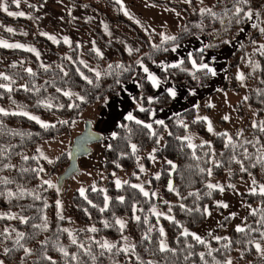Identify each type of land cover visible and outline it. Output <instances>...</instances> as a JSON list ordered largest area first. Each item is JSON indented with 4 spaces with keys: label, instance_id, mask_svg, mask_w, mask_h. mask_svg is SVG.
<instances>
[{
    "label": "trees",
    "instance_id": "16d2710c",
    "mask_svg": "<svg viewBox=\"0 0 264 264\" xmlns=\"http://www.w3.org/2000/svg\"><path fill=\"white\" fill-rule=\"evenodd\" d=\"M69 1L87 7L109 24L135 38L139 48L135 51V56H132L122 45L110 39L98 25L76 20L74 25L92 31L95 41L103 43L113 52V57L105 62L96 51L85 50L83 52L87 62L82 63L79 59V51L82 50L76 45L67 48L62 42L54 44L47 37L37 34L26 18L9 16L0 10L1 37L39 45L52 57V62L43 65L27 49L0 46V58L17 60L12 64H0V73L9 77L5 80L0 76V84L11 89L0 88V109L7 113L5 115L0 112V209H15L27 218L25 223L14 222L11 227L24 234L20 241L24 247L33 245L34 248L25 253L24 248L16 244L17 236L10 233L5 240L6 234L2 233L0 241L3 239L6 248L10 249L5 253V261L9 264H52L53 261L55 264H148L149 261L151 264H227V257L238 252V258L249 261L247 264H259L262 258L258 255L255 243H264V238L260 235L264 232V195L259 191L255 194L248 191L241 193L243 204L251 207L245 213L243 232L230 228L219 240L205 233L201 237L204 244L194 240L191 235L185 236L182 233L185 229L201 227L207 221L208 210L216 211L222 216L218 222L219 230L225 229L232 219L229 214H225L222 206L213 203L221 190L207 187L209 169L213 177L223 179L228 174L230 184L244 182L250 176L264 182V131L260 130L264 126V54L258 50L264 44V33L249 26L250 20L235 23L232 16L234 0H216L209 7L218 14L216 18L208 14L199 15L197 9L194 12L186 10L187 15L175 36L176 40L163 44L161 37L147 35L126 18L115 0ZM151 1L178 8L185 7L162 0ZM102 3L104 7L101 8ZM242 7L245 10L250 8L254 13L258 11L261 16L264 0H248V4ZM226 9L228 15H224ZM195 15H198L197 19ZM254 19L259 22L256 17ZM16 27L26 28V33L16 32ZM9 28L13 31L9 32ZM242 28H245V36L240 38ZM192 36H204L207 39L209 47L204 46V51L218 50L228 44L224 41L237 42L227 57L226 77L220 90L239 92L234 70L240 71L244 76L246 103L254 109L256 119L253 122L250 120L243 101L236 103V114L245 119V123L241 132L233 135L231 141L224 134L212 136L206 122L197 119V109L209 110L202 103L164 118L163 125L150 119L153 108L167 107L172 100L166 91L154 96V87L145 78L143 67L153 68L165 81L184 84L188 88L203 89L209 82L210 73L206 74V70L194 69L192 66V60L198 63L201 59L204 51L200 52V49L192 52L191 59L189 55H185L179 68L162 69L158 66L161 58L170 56L176 45ZM103 63H106L105 67ZM95 65L103 67L99 78L93 71ZM131 81L138 85L133 93L132 115L135 119L121 117L113 127L115 136H111L103 150V169L108 175L115 171L132 169L147 148L155 147V154L162 160V164L159 175L151 178V182L165 197L164 204L168 205L169 202L167 216L153 215L150 212L153 197L150 194L144 196L131 182L127 181L116 187L109 180L104 190L96 188L93 191V188L88 187L83 196L75 191L68 208L72 221L88 224L97 231L86 230L87 237L75 239V244L68 241L66 234L58 227L54 229L52 226L45 232L43 220L46 201L53 193L45 183L39 182L38 168L41 162L49 174H54L58 172L60 161L65 159L68 164L69 158L62 153L48 165L34 155H25L26 152L35 149L43 140L70 132L71 122L78 119L80 113L91 105H95L98 114L109 99L121 93L122 84ZM49 104L52 107H48ZM141 107L146 111H140ZM23 112L38 117L39 121L48 126L43 127L29 116L21 115ZM136 120L143 121V124L136 123ZM254 123L256 127H253ZM144 124H151L152 128L148 129ZM188 131L202 136L207 143L189 147L188 140L183 139ZM161 136L163 143L159 147L158 139ZM133 144L136 145L135 152L132 149ZM169 161L172 163L169 164ZM242 166L245 171L241 170ZM131 178L134 179L133 176ZM5 179L8 183L3 182ZM169 182L174 190H169ZM226 187L234 188L231 185ZM222 189L225 187L222 186ZM9 191L15 195L9 197ZM105 197L108 198L107 208ZM102 208L104 211H101ZM205 208L207 212L204 211ZM134 213L140 217L139 220L135 219L136 216L132 217ZM121 216L127 217L123 229L116 224L117 218ZM105 222L108 227H105ZM0 225H8V220L0 218ZM161 228L167 238L169 250L160 251L159 243L163 237L160 234ZM105 241L116 247L111 251L102 249L100 245ZM61 246H64L67 256L59 251L58 247ZM125 247L131 250L127 253L122 251ZM210 250L211 255L208 254ZM200 253H204L203 259ZM44 254L52 259L44 258ZM73 255L75 259L72 258Z\"/></svg>",
    "mask_w": 264,
    "mask_h": 264
},
{
    "label": "rangeland",
    "instance_id": "374dc122",
    "mask_svg": "<svg viewBox=\"0 0 264 264\" xmlns=\"http://www.w3.org/2000/svg\"><path fill=\"white\" fill-rule=\"evenodd\" d=\"M123 15L131 20L140 30L144 33L156 35L162 38L161 34L166 36H176L178 31L182 28L184 24V17L187 15L186 10L189 12H194V9H197L200 12L201 8H209L216 0H191L190 3L185 2V0H162L169 3L182 4L185 7H173L168 5H163L157 2H153L151 0H115ZM4 2L8 5V10L12 12H23L24 15L22 17L26 18L30 21L34 27V31L41 35L45 36L49 39V36L54 37L55 39H49L52 43L57 44L58 42H62L67 48L76 45L79 50V59L82 63L87 62L85 59V54L83 51L85 50H99L100 58L102 61H109L111 57H113V52L106 48L103 43L99 41H95L96 38L94 33L90 30H85L83 28L77 27L75 22L87 21L89 24L98 25L103 32L114 41L118 42L120 45L124 47V49L128 53H132V56H135L137 48L139 45L135 38L127 34L126 32L120 30V28L115 27L108 22H106L102 17L96 14L94 11L89 10L87 7L83 5H77L73 1L69 0H19V6L12 3V0H4ZM100 7H104V3L100 5ZM3 11V10H2ZM5 12V11H3ZM127 12V15L125 14ZM7 13V12H5ZM201 13H199L200 15ZM196 19L198 15H195ZM194 15H192V19ZM255 16L250 20L249 26L255 22ZM261 27L264 26V10L263 14L259 17V22ZM248 26V27H249ZM16 32H20L22 34L26 33V28L24 27H16ZM41 33H46L47 35H42ZM245 36V28H242L240 31V38ZM68 38V42L66 43L64 38ZM0 40L7 42L8 44H21L24 47L22 49H35V52H32L34 55L38 57L40 63L43 65L49 64L52 62V57L47 53V51L39 46L30 44L28 42L14 40V39H4L0 36ZM190 47L182 48L181 51H189ZM131 50V51H129ZM29 51V50H28ZM97 53V51H96ZM16 59H5L0 58V64H12L15 63ZM104 67L106 63H103ZM109 66V65H108ZM93 71L99 72L102 74L103 67L95 65ZM237 73L240 71L236 70ZM218 77V73L214 76V80L212 86L216 85V80ZM244 81V80H243ZM240 80L243 92V99L246 101V89L245 83ZM238 83V82H237ZM124 94V93H123ZM223 97V96H222ZM197 97H193L196 99ZM210 98V96L208 97ZM225 98V97H223ZM119 103H124L123 99H117ZM215 97L211 99H207L212 110L214 108ZM110 102V101H109ZM106 102L107 104L109 103ZM117 101L113 98L110 106L112 107ZM134 103V102H133ZM179 103H183L179 100ZM207 103V102H206ZM105 104V105H107ZM119 104L117 103V106ZM106 107V106H105ZM134 107V105H133ZM249 112V118L253 122L256 119L255 111L246 106ZM102 110V109H101ZM100 110V111H101ZM105 115L103 113L104 126L99 130L100 134H102V140L90 145V152L79 158L78 166L79 169L76 173L70 176L68 179L64 180L61 185H59V175L64 171L67 167V163L65 159H62L59 163L58 172L54 174H49V171L46 170L43 164L40 162V166L38 168V180L40 183H44V181H50L53 187H50L48 184L47 188L53 194L48 197L46 201V211L44 213L43 220V229L46 232L51 229L52 226L54 229L57 227L61 229L67 236L68 241H72L73 238L77 240V238H86L87 233L86 230L90 229V225L77 223L76 221H72L68 215V208L70 205L71 197L74 195V192L77 191L80 194V189L83 188L85 191L88 187L100 188L102 190L106 189L107 182L112 180L114 185H116V181H120V185L125 182H131L132 185H142L144 190L148 192L153 197V204L150 207V212L153 214L152 209L155 208L156 213H161V215L155 216H167V208L169 205H165V197L162 195L159 188H154L152 186L151 178L159 175L160 167L162 164V160L157 157L155 154V147L147 148L142 155H140L134 165L133 168L127 171H115L112 172L111 175H108V172L103 169V150L108 145V141L113 135V120L116 116H112L113 114H109L106 109ZM235 109L231 108V116L228 119V122L225 120L224 123L227 122V126L225 131L227 134L223 133L227 139L229 137L232 138L233 135L239 134L242 128V121H238L236 117ZM107 113V115H106ZM202 113L207 114V116H213L212 112L202 111ZM211 114V115H210ZM128 115V112H127ZM157 117V116H156ZM156 117L154 119H156ZM224 118V117H222ZM92 120V127L95 131V120L98 119V114L95 105H91L85 111L80 113V116L75 121L71 122L70 132L62 133L56 137H52L38 143L33 150H29L25 155L31 154L36 156L38 159L40 158L42 161L47 162L48 165L52 164L62 153H65L66 158H69L70 148L75 136H77L83 129L84 123L86 120ZM90 120V121H91ZM219 119L214 120V124L217 125ZM100 121V120H98ZM205 122L207 120H204ZM44 123V122H43ZM208 122H206L207 124ZM213 126V125H212ZM238 126L239 128H236ZM208 128V124H207ZM210 132V131H209ZM184 137H190L191 143L194 145L202 144L205 142V139L198 135L193 131L186 132ZM163 143L162 136L158 139L159 147ZM40 160V161H41ZM213 160V159H212ZM148 162V164H147ZM141 166H143V171H141ZM43 169V171H40ZM134 177V179L131 178ZM228 174L224 175V178H217L210 175L207 180V184L212 183L219 185V188L225 187L223 191L220 192L219 197L213 202L214 205L227 204L228 207H222L225 210V214H229L232 219L230 223L227 225L225 229H218V222L222 217L216 211L210 212L208 210V218L204 224L193 230H188L189 233H195L196 235L202 237L205 233L210 234L213 238L215 237H223L225 236L230 228H237V226L243 227V223H245V213L251 208L249 206H245L242 201L241 193L251 192L250 189L256 188L259 191V186L264 185V182L255 178L253 176L248 177L244 182H234L232 184L228 180ZM256 180V184L253 185L252 180ZM233 186V189H226V186ZM84 191V193H85ZM155 193V195H152ZM81 195V194H80ZM57 201L60 202L59 208L57 207ZM219 202V203H218ZM0 213H6L9 215H14L15 218H8V216H0V218H4L8 220V225H0V238L1 234L5 233L6 237L13 234L14 237L17 236V233H20L11 225L14 222H21L20 217H23L19 214V212L15 209L12 210H4L0 209ZM234 214V215H233ZM136 214H133V218ZM62 217V218H61ZM117 219L122 220L124 224L127 221L126 216L118 217ZM47 225V227H45ZM13 226V225H12ZM7 229V232H5ZM67 229L68 231H64ZM71 233V236L69 235ZM1 240V239H0ZM164 241L167 244V238L165 233L162 237L161 241ZM160 244V243H159ZM261 251H258V255L262 258V261L259 264H264V243H260ZM64 248V246H61ZM61 247H58L59 249ZM6 248L5 242L0 241V261H3V264H9L5 261V252ZM31 251L34 249L33 245H29L27 247ZM30 251V252H31ZM238 252L230 254L227 257V261H231V264H247L249 261H245L243 259L238 258ZM46 254H44V258ZM30 258V254L28 256ZM56 260V259H54ZM57 262V261H56ZM26 264V263H22ZM120 264V263H116Z\"/></svg>",
    "mask_w": 264,
    "mask_h": 264
},
{
    "label": "crops",
    "instance_id": "0c3cea01",
    "mask_svg": "<svg viewBox=\"0 0 264 264\" xmlns=\"http://www.w3.org/2000/svg\"><path fill=\"white\" fill-rule=\"evenodd\" d=\"M205 45H207V39L204 36H192L187 38L186 40H184L183 42H181L180 44L176 45L174 48H176V51H172L171 55L168 57H164L161 58L158 61V66L162 69L167 68V65H172L175 63H178L179 61H181L183 59V57L185 55H189V53L192 54L193 51L195 50H199L202 49ZM237 42L233 41V42H229L228 44H226L224 47L218 49V50H212V49H207L203 52L200 61L197 64L200 63H207L210 67L214 68L215 71L218 73V77L216 80V85L212 86L213 80H214V76L211 75L209 82L207 83V85L203 88V89H194V88H188L186 85L184 84H176L170 81H165L163 80L158 73L153 69V68H148L149 72L154 74L158 80L160 81V84L158 87H154L155 93L154 96L162 93L163 91L167 92L168 88H173L176 91V96L175 97H171V104L167 107H157V108H153L151 114H150V119L152 120V122H155L156 120H163L164 118L172 115L173 113L179 112L187 107L190 106H196L199 103H202L204 106L208 107L209 110H204L203 108H199L196 111V116L197 117H205L207 114L202 113V111H206L211 113L213 116H207V124H209V122L211 123L212 126V131L209 132L212 136L215 135H219V134H227V132L225 131L226 126L228 125V119L229 117H232L231 115V108L234 109V105L240 101L244 102V106L247 110L246 106H249L246 101L243 99V94L241 92H243L242 86H241V82L239 79H237V69L234 70L235 76H236V80L238 82V86L240 88L239 92H234V91H222L220 90V87L226 77V60L227 57L232 53V51L234 50V48L236 47ZM181 47L183 48H187L190 47L192 49H190L189 51H181ZM143 69V68H142ZM144 72V70H143ZM147 73L144 72V76L146 79L147 78ZM244 80V79H243ZM151 82V81H150ZM244 84V81H243ZM138 88V85L135 81H131L129 83H124L122 84V89H121V93L118 96H114L111 99L108 100V104L105 105L101 111H99L98 113V119L97 121L95 120V126H96V130H98V132L100 133V129L104 126V119H103V113L105 115V112H107V108H110V110H108L109 114H113L112 116H116L113 120V124H112V128L119 122V119L121 117H126L127 116V112L128 113H132V109H133V93L134 91ZM124 93V94H123ZM210 96V98H208ZM225 98H223V97ZM193 97H197L196 99H193ZM215 97V102H214V108L212 110V107L210 106L207 99H211ZM115 99L117 102L111 107V101L112 99ZM123 99L124 103H119V100L117 99ZM179 100H181L183 103H179ZM207 102V103H206ZM117 103L119 104L117 106ZM212 105V103H211ZM250 107V106H249ZM252 108V107H250ZM253 109V108H252ZM254 110V109H253ZM248 112V110H247ZM236 113V112H235ZM249 114V112H248ZM107 115V113H106ZM211 115V114H210ZM157 116V117H156ZM156 117V119H154ZM222 117H227L226 119V123H224L225 120ZM238 121H243L242 123V128L244 126L245 123V119H241L237 116ZM219 119L217 122V125L214 124V120L215 119ZM100 120V121H98ZM206 124V126H207ZM236 128H239L238 126H236ZM241 128V129H242ZM208 129V128H207Z\"/></svg>",
    "mask_w": 264,
    "mask_h": 264
},
{
    "label": "snow or ice",
    "instance_id": "6c2138e0",
    "mask_svg": "<svg viewBox=\"0 0 264 264\" xmlns=\"http://www.w3.org/2000/svg\"><path fill=\"white\" fill-rule=\"evenodd\" d=\"M118 2H119V0H118ZM185 2L190 3L191 0H185ZM12 3L13 4H16L17 6H19V0H12ZM247 4H248V0H234V12L232 13V16L234 17L235 23L240 24L245 19L252 20L253 19V16H255L257 20H259L260 13L258 11L254 13L252 9L249 8V9L245 10V8L242 7V5H247ZM0 10H3L5 12H7V14L9 16H23L24 15L23 12H12V11H9L8 10V5H7L6 2H4V0H0ZM200 13L201 14H208V15L214 17V18L218 17V14L216 12L212 11L211 8H201L200 9ZM125 14L127 15V12ZM224 15H228V10L227 9L225 10ZM221 22H223V21H221ZM230 22H231V20H230ZM251 26L253 28L258 29L260 33H264V27H261L259 23L253 22ZM7 30L9 32L13 31V29H11V28H9ZM41 34L42 35H47L46 33H41ZM161 36H162V44L164 42H166V41H175L176 40V37L175 36H166L164 34H161ZM49 39H53L54 40L55 38L49 36ZM64 40H65L66 43L68 42V38L67 37H65ZM224 43H229V41H224ZM253 43H255V41H253ZM0 46H3V47H15V48H22V47H24L21 44H8L7 42L2 41V40H0ZM154 47H157L158 48L160 46H154ZM206 47H209V45H205V48ZM28 50L35 52V49H31L30 48ZM258 50L261 51V54H264V44H261L259 46V49ZM95 51H97V54L100 55L99 50H95ZM129 51H131V50H129ZM172 51H176V48H173ZM199 51L200 52H203L204 49L202 48ZM191 56H192V54L189 53V59H191ZM137 63H141V62L140 61H137ZM181 64H183V60L179 61L178 63L172 64V65H167L166 67L179 68L181 66ZM192 66H193L194 69L206 70V74L207 73H210L213 76L216 75L215 69L212 68V67H210L207 63L197 64L195 60H192ZM141 67H143L142 64H141ZM143 70H144L145 73L148 74L147 75V78H148L149 81H151L153 87H158L159 84H160V81L158 80V78L154 74L150 73L147 67H143ZM27 71L31 72V69H28ZM81 75H83V73H81ZM0 76H3V78L5 80H8L9 79V77L4 76L2 73H0ZM96 77L97 78L100 77V73L99 72H96ZM84 78L87 79V77H84ZM237 79L243 81V79H244L243 74L238 73ZM89 83H91L90 80H89ZM117 83H119V81H117ZM0 88H9V86L4 85V84H0ZM9 90H11V89L9 88ZM57 91H59V89H57ZM167 92L172 97H175L176 96V91L173 88H168L167 89ZM65 95H70V94L69 93H65ZM79 99L83 100L84 97H79ZM151 102H152V98L150 97L149 98V103H151ZM73 106L74 105H68V107H73ZM48 107H52V105L49 104ZM140 111H146V109H144L143 107H141L140 108ZM0 112H3L5 115H7V113L4 112L3 109H0ZM20 114L21 115H25V116H29V114L27 112H23V113H20ZM29 118L32 119V120H36L38 123H41L43 127H47L48 126L46 124H43V122L39 121V118L38 117L29 116ZM126 119L127 120H134L135 117L132 115V113H128V115L126 116ZM197 119L198 120H207V117H197ZM224 119H227V117H224ZM62 123H68V121H62ZM136 123L143 124V121L136 120ZM155 123L156 124H159V125H163L164 124V121L163 120H156ZM144 127L148 128V129H151L152 128V125L151 124H144ZM185 127H187V125H185ZM253 127H256V124L255 123L253 124ZM212 130L213 129H212L211 123L209 122V124H208V131L211 132ZM260 130L261 131H264V126H261V129ZM153 135H155V133H153ZM113 136H115V133H113ZM183 139L188 140V142H189L188 143V146L189 147H193V148L196 147V145H194V144L191 143V138L190 137H184ZM229 141H231V137H229ZM205 143H207V142H205ZM132 149H133V152H135L136 151V145L133 144L132 145ZM24 159H28V157H24ZM262 159H264V157H262ZM168 163L171 164L172 162L169 161ZM172 166H173V168L175 167V165H172ZM5 167H8V165H5ZM143 170H144L143 169V166H141V171H143ZM241 170L242 171H245L246 169H244L243 166H242ZM33 171H35V170H33ZM40 171H43V169H40ZM201 171H204V169H201ZM208 174L211 175V169L208 170ZM3 182L4 183H8L7 179H5ZM44 183L45 184H48L50 187H53L54 186V185L51 184L50 181H44ZM252 183H253V185H255L256 184V180L253 179L252 180ZM116 185H117V187H120V181L119 180L116 181ZM133 187L139 188L140 191L143 193L144 196L147 197L149 195V193L144 190V188H143L142 185H133ZM207 187L209 189H215V188H219L220 186L219 185H216V184L209 183L207 185ZM95 190H96L95 187H93V191H95ZM169 190L170 191L171 190H174L172 188L171 182H169ZM220 190L223 191L222 188H220ZM79 191H80V194L83 196L85 190L83 188H81ZM250 191L255 194L256 191H257V189L256 188H252V189H250ZM259 193L261 195H264V185H260L259 186ZM13 195H15V194L12 193L11 191L8 192V196L9 197H11ZM152 195H155V193H152ZM107 199L108 198L105 197V208H107V206H108L107 205ZM120 199L122 201L123 200V197H121ZM59 206H60V202L57 201V207L59 208ZM220 206L225 207V208L228 207L227 204H222V203H220ZM197 210H199V209H197ZM101 211H104V208H102ZM133 211H135V206H133ZM204 211L207 212V208H205ZM152 212L155 215H161V213H156L155 212V208L152 209ZM0 216H8V218H15L14 215H9V214H6V213H0ZM135 219L136 220H139L140 217L139 216H136ZM168 219H172V218L171 217H168ZM20 220H21L22 223H25L27 221V218L26 217H20ZM116 224H118L121 229H123L124 226H125L124 222L122 220H119V219L116 220ZM108 226H109L108 223L105 222V227H108ZM45 227H47V225H45ZM89 230L92 231V232L97 231V229L95 227H92ZM236 230L238 232H243L245 229L242 228V227H240V226H237V229ZM64 231H68V230L65 229ZM149 231H151V229H149ZM5 232H7V229H5ZM160 234H161V236L164 235L163 228L160 229ZM182 234L185 235V236L191 235L194 240H196L197 242H199L201 244H204L205 243V241L200 236L196 235L195 233H189L187 229H185ZM69 235L71 236V233L70 232H69ZM260 235H261V238H264V232H261ZM23 236H24L23 233H17L16 244L19 247L24 248L25 253H29L31 250L28 249V248H26V247H24V245L20 243V241L23 238ZM215 239L219 240L221 238L220 237H215ZM72 243L73 244L76 243V240L74 238L72 240ZM81 247H83V245H81ZM100 247L102 249H106L108 251H111L113 248L116 247V245L110 244L107 241H105L104 243H102L100 245ZM255 248L257 249V251H261V245H260V243L256 242L255 243ZM130 250L131 249L129 247H125V248L122 249V251H124L126 253L129 252ZM165 250H169V249L167 248V244L162 240L160 242V251H165ZM8 251H10V249H8V248H5L4 249V252L5 253H7ZM59 251L62 252V253H64L65 256L68 255V253L62 247L59 249ZM208 254L211 255V250L209 251ZM200 256H201V259H203L204 253H200ZM45 258L48 259V260H51L52 259L51 257H45ZM72 258L75 259L76 257L73 255ZM137 259H139V257H137ZM0 264H3V261H0ZM52 264H55V261H53ZM148 264H151V261H149ZM227 264H231V261L230 260L227 261Z\"/></svg>",
    "mask_w": 264,
    "mask_h": 264
},
{
    "label": "water",
    "instance_id": "95a60500",
    "mask_svg": "<svg viewBox=\"0 0 264 264\" xmlns=\"http://www.w3.org/2000/svg\"><path fill=\"white\" fill-rule=\"evenodd\" d=\"M101 140L102 134L93 129L92 122L90 120H86L82 131L73 139L69 152L68 165L59 175V185L78 171V160L90 152V145Z\"/></svg>",
    "mask_w": 264,
    "mask_h": 264
}]
</instances>
